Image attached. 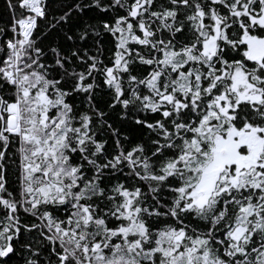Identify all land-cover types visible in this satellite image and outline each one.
<instances>
[{"label": "snow or ice", "instance_id": "snow-or-ice-1", "mask_svg": "<svg viewBox=\"0 0 264 264\" xmlns=\"http://www.w3.org/2000/svg\"><path fill=\"white\" fill-rule=\"evenodd\" d=\"M0 264H264V0H0Z\"/></svg>", "mask_w": 264, "mask_h": 264}]
</instances>
